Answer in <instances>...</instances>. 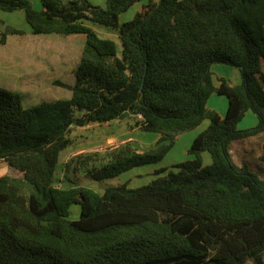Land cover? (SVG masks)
Instances as JSON below:
<instances>
[{"label": "trees", "instance_id": "obj_1", "mask_svg": "<svg viewBox=\"0 0 264 264\" xmlns=\"http://www.w3.org/2000/svg\"><path fill=\"white\" fill-rule=\"evenodd\" d=\"M144 2L134 18L120 15ZM0 0L24 11L34 34H83L86 42L69 98L25 107L0 87V264H264V178L235 163L233 141L264 136V0ZM93 24L117 32L98 35ZM0 23L5 24L2 20ZM24 31L0 28V43ZM238 67L242 81L212 65ZM55 84H65L56 80ZM228 99L226 114L208 108ZM257 126L240 130L246 112ZM129 111L132 127L159 134L149 149L130 141L71 158L94 180L162 161L179 136L209 120L176 171L132 188H63L56 172L74 127L104 124ZM212 163L205 166L203 153ZM259 173L264 167L256 164ZM80 217L71 219V208Z\"/></svg>", "mask_w": 264, "mask_h": 264}, {"label": "rangeland", "instance_id": "obj_2", "mask_svg": "<svg viewBox=\"0 0 264 264\" xmlns=\"http://www.w3.org/2000/svg\"><path fill=\"white\" fill-rule=\"evenodd\" d=\"M69 1V0H64ZM93 5L105 7L106 0H88ZM36 9H41V0H32ZM144 2H139L120 15V22H126L134 18ZM0 28L6 25L15 26L24 31L23 35H10L6 44L0 43V87L7 89L22 98L25 107H32L42 102H51L58 99L69 98L72 95L70 89L75 84L74 72L77 69L86 37L83 34H34L26 21L24 11L16 10L6 12L0 10ZM102 38L113 39L117 42L121 52V42L116 31L100 24L88 22ZM212 77L215 85L219 84L218 77L226 76L232 81L240 78L238 67L214 63L212 65ZM56 80L65 85L55 84ZM208 108L216 109L223 116L228 108V99L224 95L212 94L208 99ZM209 120H204L198 127L179 136L177 142L166 155L157 163L133 168L117 177L94 180L86 177L82 170H75L71 164V158L80 152L106 151L116 146L119 142L114 139L121 132L120 126L104 127V125L92 124V128L74 127L70 133L73 144L60 155L57 166L56 178L58 185L63 188L86 187L102 194L108 186L127 184L136 188L147 185L158 176L167 174L170 170L176 171L175 164L191 159L189 154L193 136L199 135L208 127ZM258 124V116L249 110L238 124L240 130L253 128ZM125 127V126H124ZM115 132V133H114ZM134 145L140 149H149L155 143H151L154 137L159 136L154 132H136ZM109 138V139H107ZM230 152L235 163L239 166L246 164L249 169L264 178V172H258L256 164L264 167V136L244 140L242 143L233 141ZM204 165L212 163L211 156L204 152ZM14 174L9 166L0 160V176ZM80 217V206L74 204L71 208V219Z\"/></svg>", "mask_w": 264, "mask_h": 264}, {"label": "crops", "instance_id": "obj_3", "mask_svg": "<svg viewBox=\"0 0 264 264\" xmlns=\"http://www.w3.org/2000/svg\"><path fill=\"white\" fill-rule=\"evenodd\" d=\"M222 77H225V78H227L226 76H222ZM229 81H230V83L231 84H233V85H236V84H239V83H241L240 82V78H238V79H236L235 81H232V80H230L229 78H227ZM219 85V84H218ZM215 109V108H214ZM216 110V109H215ZM221 114V113H220ZM222 115V114H221ZM223 116V115H222ZM92 124H99V123H90V124H88L87 126H85V127H89V128H92ZM132 124H133V120L132 119H130V117H127V118H124V119H115V120H112V121H110V122H107V123H104V124H99V125H104V127L106 126H108V127H114V126H120L121 128L119 129V131L121 132L118 136H114V139H117L118 140V144L116 145V146H113V147H110V148H115V147H117V146H119V145H121V144H123V143H125V142H128V141H130V142H132L133 144L137 141L136 140V138H134V134L136 133V132H139L140 130L137 128V127H132ZM208 125H209V123H208ZM125 126V127H124ZM140 132H142V131H140ZM115 133V132H114ZM198 135V134H197ZM196 135V136H197ZM195 135L193 136V140L195 139V137H196ZM159 137L160 136H157V137H154L153 139H152V142L151 143H156L157 142V140L159 139ZM107 139H109V138H107ZM193 142V141H192ZM143 150H146L145 148L144 149H140V148H138V151H143ZM81 153V152H80ZM77 154H79V153H77ZM203 155V160H204V153L202 154Z\"/></svg>", "mask_w": 264, "mask_h": 264}, {"label": "water", "instance_id": "obj_4", "mask_svg": "<svg viewBox=\"0 0 264 264\" xmlns=\"http://www.w3.org/2000/svg\"><path fill=\"white\" fill-rule=\"evenodd\" d=\"M134 114H135V111L125 112V113H123V114L120 116V119L127 118V117H129L130 115H134Z\"/></svg>", "mask_w": 264, "mask_h": 264}]
</instances>
